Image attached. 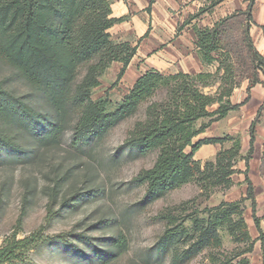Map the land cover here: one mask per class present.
I'll return each mask as SVG.
<instances>
[{"label": "trees", "instance_id": "1", "mask_svg": "<svg viewBox=\"0 0 264 264\" xmlns=\"http://www.w3.org/2000/svg\"><path fill=\"white\" fill-rule=\"evenodd\" d=\"M221 1L216 0L209 8ZM244 1L248 2L244 11H236L219 20L212 28H195L197 54L203 64L216 65L213 73L163 75L150 70L136 79L119 104L111 107L107 99L92 101L90 92L100 85L99 78L112 63L122 65L117 75V81L121 80L137 46L111 40L109 29L126 18H112L108 0H0V65L13 70L34 97L24 98L0 84V168L33 165L51 151L61 156L71 152L68 158L72 160L82 158L81 155L84 157L86 151H92L116 125L136 115L152 98L162 97L150 105L145 125L133 129L128 141L130 150L139 156L157 155L152 167L139 179L149 192L138 207L151 202L154 196L191 181H202L206 185L211 182L210 190L218 186L230 188L233 185L231 176L237 173L235 165L244 161L242 174L247 186L246 197L206 210L207 218L194 223L196 230L201 231L202 244L209 248L221 247L220 230L226 231L237 246L244 247L231 260L221 264H249L245 255L252 252L256 241L260 243L264 264V233L261 230L264 219L256 217V197L248 178L256 125L264 110V101L250 124L249 149L245 157H241L242 144L238 138L227 136L194 142L211 122L220 121L239 108L240 105H232L229 100L239 83L234 79L247 80V92L257 84H264V58L253 45L249 33L255 25L252 19L254 0ZM242 15L247 17L242 26L246 55L238 60L230 49V33L233 20ZM258 28L264 39V24ZM79 74L82 81L74 90L75 83L71 79H77ZM216 84L214 94L203 92V88ZM214 105L217 109L210 111ZM206 118L211 121L196 128V123ZM68 134V145L63 147V139ZM226 142L232 143L229 149L222 148ZM206 145H218L220 149L213 160L201 166L193 157ZM73 170L68 168L63 175L56 176L55 186H73L67 181ZM103 199L101 184L93 186L91 191L72 187L58 199L57 210L49 205L47 220L75 214ZM246 200L251 202L252 220L258 233L256 240L252 239L243 217L241 205ZM101 225L97 222L89 226L84 234L69 231L63 236L49 238L42 232H35L18 239L13 233L0 245V264H23L33 255L44 261L47 256L53 258L61 253H65L66 258L62 260L65 264H118L126 238L119 231L116 219L107 218ZM107 230H113L111 236L88 235L92 231ZM172 230L167 239L158 244L156 261H163L176 252L179 237L187 232ZM195 249L193 245V253ZM188 253L191 252L185 254ZM233 260L237 261L233 263Z\"/></svg>", "mask_w": 264, "mask_h": 264}, {"label": "rangeland", "instance_id": "2", "mask_svg": "<svg viewBox=\"0 0 264 264\" xmlns=\"http://www.w3.org/2000/svg\"><path fill=\"white\" fill-rule=\"evenodd\" d=\"M246 19L245 15L238 16L231 26L230 49L238 56V60H242L246 55L242 42V26ZM151 29L150 27L149 30ZM111 40L115 43L126 42L113 36ZM139 41L135 37L127 43L135 47V43L138 44ZM121 66L120 63H112L99 78L100 85L90 92L92 101L107 99L111 107H114L128 94L136 79L117 81ZM215 68L216 65H213L204 72L213 73ZM137 72L139 70L133 68L135 76L138 75ZM79 75L77 79H71L75 83L74 90L82 81L81 74ZM19 79L21 78L8 66L0 65V84H4L2 86L24 98L33 97L28 86ZM234 81H239L238 88L244 80L234 79ZM217 86L218 84L205 87L203 92L214 94ZM161 98H152L138 110L136 115L116 125L97 145L98 147L95 146L90 152L86 151L84 157L81 155L82 158L72 160L68 158L72 155L71 152L61 156L59 152L51 151L33 165L0 168V245L5 237L13 233L17 234L18 239L35 232H42L46 238L63 236L69 231L84 234L89 231V226L97 222L101 225L108 218L116 219L119 231L126 238V245L118 264H212L211 259H214L216 264H221L231 260L243 250L244 247L237 246L224 230L219 232L221 239L219 249L205 246L200 240L201 231L196 230L194 221L206 219L205 211L214 209L221 203H232L246 197L247 186L242 174L245 171L244 161H239L235 165L234 169L237 173L231 176L233 185L230 188L218 186L210 190L211 182H207L206 185L202 181H191L162 195L154 196L151 202L138 207V203L145 202L149 192L148 187L139 179L152 167L157 155L153 153L139 156L136 151L130 150L128 141L131 139L130 133L133 129L138 130L145 125L146 117L150 113L148 111L150 105L160 101ZM34 103L37 105L36 100ZM37 108L41 107L37 105ZM216 109L217 105H214L209 110ZM210 121L209 118L201 119L196 123V128ZM251 122L246 123L237 110L230 111L224 119L211 122L205 132L194 139V142L227 136L238 138L242 144L241 157H245L249 149L248 130ZM69 137L70 134L64 137L63 147H67ZM231 145V142H226L222 148L229 149ZM219 149L218 145L201 148L194 155L193 160L203 166L206 161L213 160ZM68 168L74 169L73 174L67 179L68 184L73 185L70 188L91 191L93 186L101 184L104 189V199L100 203L81 208L75 214L63 215L48 221L49 205L57 210L58 199L70 189L65 184L64 188L55 186L56 176L63 175ZM248 178L256 197V217L264 219V110L256 125V142L249 161ZM241 207L250 235L256 240L258 233L252 220L251 202L246 200ZM174 228L187 231L185 236L179 237L177 251L163 261H156L154 258L158 244L166 240ZM261 230L264 233V220H261ZM112 231H92L88 235L102 238L111 236ZM193 245L196 247L194 253L191 250ZM189 251L190 254H185ZM245 257L249 264H262L259 241L255 242L252 252ZM64 258H66L65 253H61L53 258L47 256L42 261L38 255H33L23 264H65L62 262ZM236 261L233 260V263Z\"/></svg>", "mask_w": 264, "mask_h": 264}, {"label": "crops", "instance_id": "3", "mask_svg": "<svg viewBox=\"0 0 264 264\" xmlns=\"http://www.w3.org/2000/svg\"><path fill=\"white\" fill-rule=\"evenodd\" d=\"M108 1L112 18H126L109 29L111 36L126 42L135 37L140 40L135 43L136 53L122 79H138L150 70L163 75L204 72L213 65L207 66L199 59L195 28H212L219 20L235 11H244L248 5L244 0H222L211 8L216 0ZM252 18L255 25L251 26L249 33L253 45L264 58V39L258 28L264 24V0H254ZM133 68L139 70L137 76L133 74ZM248 84L247 80L241 82L229 99L232 105H240L237 111L246 123L255 118L264 101V84H257L247 92Z\"/></svg>", "mask_w": 264, "mask_h": 264}]
</instances>
